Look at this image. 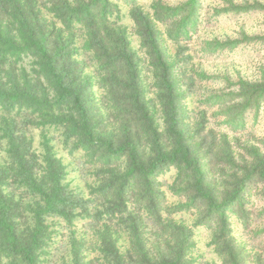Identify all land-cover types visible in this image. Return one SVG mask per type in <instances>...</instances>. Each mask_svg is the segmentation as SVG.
Masks as SVG:
<instances>
[{"label":"trees","instance_id":"obj_1","mask_svg":"<svg viewBox=\"0 0 264 264\" xmlns=\"http://www.w3.org/2000/svg\"><path fill=\"white\" fill-rule=\"evenodd\" d=\"M203 3L151 0L146 9L140 0H0V145L7 155L0 165V264H192L199 226L213 231L226 264H246L232 220L248 226L251 206L264 198V135L253 131L264 76L241 79L190 108L195 78L177 68L191 58L184 52L200 30ZM122 4L139 49L120 22ZM247 6L240 9L255 5ZM166 39L177 45L174 55ZM259 41L264 36L209 40L199 52L220 55ZM28 126L60 129L71 151L98 166L102 180L90 197L70 187L47 135L40 154L32 149ZM172 168L167 190L182 199L170 204L160 176ZM184 212L194 216L192 227L175 218ZM50 218L69 230L64 253ZM81 220L89 229L83 234ZM88 249L97 257L87 259Z\"/></svg>","mask_w":264,"mask_h":264},{"label":"rangeland","instance_id":"obj_2","mask_svg":"<svg viewBox=\"0 0 264 264\" xmlns=\"http://www.w3.org/2000/svg\"><path fill=\"white\" fill-rule=\"evenodd\" d=\"M166 1L176 4L183 0ZM140 2L146 9L151 4V0H140ZM203 5V20L200 30L188 43L187 49L184 52L185 55H191V58L181 62L177 68V72L180 75L183 74L184 77L192 76L195 78V83L191 90L192 94L188 98L190 108H194L195 110L200 109L199 100L204 95L217 93L222 89L228 90L234 88L236 83L241 79L258 80L264 76V41L244 42L236 49L225 50L220 55L210 54L202 57L199 52L202 44L209 40L227 42L241 40L245 35L264 36V0H204ZM252 5L255 6L252 7ZM242 6L252 8L243 10L240 9ZM129 9L127 5H121L122 19L120 22L129 27L133 46L135 49H139L140 39L135 33ZM161 29L164 31L165 28L161 26ZM164 44L171 55L176 53L177 45L175 43L166 39ZM139 53L143 55L142 51H139ZM22 63L29 69L30 58L24 59ZM86 67V71L93 74L95 65L88 61ZM203 73L207 78H196V76ZM146 74L147 81L151 82V77L149 76L151 73L147 71ZM183 88L186 89L187 85L185 84ZM152 94L151 92L150 95ZM212 112L213 109L209 112V115ZM28 127L26 134L31 140L32 149L37 154H40L44 147V136L47 135L51 139V145H53L56 155L62 159L66 166V181L70 184V187L82 193L86 198L90 197L91 189L99 185L102 180V174L96 171L98 166L90 163L84 151H71L70 146L63 143L60 129L51 127L50 129L42 130V128L38 127ZM249 128V130L252 129L251 124ZM253 131L259 137L264 135V107L260 121L256 124ZM229 133L232 134L233 132L230 131ZM240 143L243 144L242 141ZM6 161L5 146L0 145V165H3ZM175 177L176 170L174 168L160 176V179L164 182L167 200L170 204L182 199L180 196L167 190L170 184L174 182ZM7 191H13V187L8 188ZM262 210H264V198L257 196L254 205L251 206V217L248 226H244L236 217H233L232 220L233 236L237 242L239 251H241L242 259H244V263L246 264H264V214L261 215L260 213ZM175 218L182 219L191 227L194 224V216L190 213H179L175 215ZM49 222L59 232V234H56V240L65 245L60 248L63 253L66 252L68 249L67 233L69 230L66 227L64 228L65 223L61 219L50 218ZM84 223L85 220L77 222L76 228L79 234H83L84 231L88 232L89 230ZM89 234L92 237V233L90 232ZM146 235H151V231L148 230ZM212 239L213 231L209 228L199 226L195 229L193 238L195 248L192 250V264H226L212 244ZM89 244L87 243L86 246H89ZM56 247V244L50 247L54 253L57 249ZM87 253H89L87 259L97 257V254L91 249H88ZM54 257L55 260L60 258V252H56Z\"/></svg>","mask_w":264,"mask_h":264}]
</instances>
